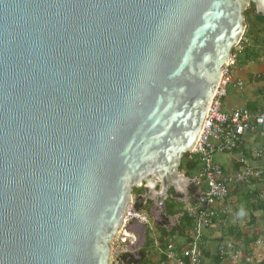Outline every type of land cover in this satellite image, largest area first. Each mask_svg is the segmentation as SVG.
Wrapping results in <instances>:
<instances>
[{
    "label": "water",
    "instance_id": "water-1",
    "mask_svg": "<svg viewBox=\"0 0 264 264\" xmlns=\"http://www.w3.org/2000/svg\"><path fill=\"white\" fill-rule=\"evenodd\" d=\"M249 4L264 16V0H0V264H110L133 189L155 225L170 190L196 200L178 167Z\"/></svg>",
    "mask_w": 264,
    "mask_h": 264
},
{
    "label": "built area",
    "instance_id": "built-area-1",
    "mask_svg": "<svg viewBox=\"0 0 264 264\" xmlns=\"http://www.w3.org/2000/svg\"><path fill=\"white\" fill-rule=\"evenodd\" d=\"M243 37V36H242ZM246 39H241L234 49L243 50ZM248 43V41H247ZM236 56L232 54L229 63L223 67L219 84L213 94L212 100L207 108V113L203 126L194 148L188 153L189 158L198 161V169L194 171L191 180L198 188L199 196L188 206L186 214L191 222L186 233L188 244L180 250L177 264H201L203 228L208 227L216 217V206L221 204L229 194V183L239 182L245 176H264V150L255 153V158L259 159V167L253 172L251 168H246L245 172L238 174L234 179L224 178L221 168L214 162L216 154L229 155L243 143L246 136L256 135L260 137L264 144V114L253 113L244 109H234L225 111L223 109L224 100L227 97L230 86L242 87V81L236 76L234 62ZM246 177V178H247ZM127 208L124 218L123 231L130 223H137L149 227V217L144 209L136 210L134 202ZM184 214V213H183ZM116 243H125L126 239L116 238ZM115 250L110 253V264H123L120 257L131 252L115 245Z\"/></svg>",
    "mask_w": 264,
    "mask_h": 264
},
{
    "label": "crops",
    "instance_id": "crops-1",
    "mask_svg": "<svg viewBox=\"0 0 264 264\" xmlns=\"http://www.w3.org/2000/svg\"><path fill=\"white\" fill-rule=\"evenodd\" d=\"M252 30L256 33L255 29ZM253 35L254 33H252V37H254ZM260 43L262 44V42ZM254 49L255 48H249V52L251 53ZM239 75L242 76L237 77L242 81V87H229L227 98L224 100L225 110L232 111L234 109H244L253 113L264 114V105L261 104V100L254 95L256 92L254 86L256 84H250V80L254 79L255 77H252L247 73H240ZM247 82L249 85H251L248 89L245 87L248 86ZM259 150H264V144L262 143L260 137L258 134L249 135L245 137L243 143L238 147V149L235 150V152L229 155L220 154L223 156V159L225 158L224 161L218 162L216 159V154L214 156V162L221 168L224 178L231 180L233 179V174L236 171L239 170V173H237L240 174V171L244 169L239 168V164H245V159L250 158V156H252L255 161L251 160L252 163H248L246 168H251L253 172L257 171V167H259L260 163L259 159H256L254 155ZM250 178H252V180L257 179L254 175L250 176ZM233 183H235V181L229 183V194L227 198L221 204L216 206L217 215L215 224L213 226L215 229H210L207 231L205 237L206 246H204L203 252V256L207 259L205 262L208 263L207 261L211 262L213 260L217 264H264V222L261 221V218L256 220L251 229H243L242 227H239L241 225L235 226L237 230H235L234 236L227 237L224 234L222 235V233H218V229H221L225 225V222L228 223L231 221L233 215L236 214L237 216H245V213L242 212L243 214L241 215V212H237L239 208L247 206V209L250 210L254 216H257L259 213L264 211L263 183H260L259 181L252 182L250 192L253 193L255 197L252 198L250 202L241 201L235 197L234 190L237 187L238 182H236V184ZM190 201L186 202L187 205L190 203ZM239 202L243 204L241 205ZM257 204L260 205L257 206ZM177 214L180 213L176 212L173 216ZM178 217H180V215ZM178 217L176 218L173 225L175 231H178L176 230L177 225L179 224ZM237 223L239 224V222ZM158 226L159 225H157V227ZM166 228L167 232H170L171 226H167ZM144 230L141 229L139 224L130 225V231L134 233L131 238L133 239L134 243H137V246L142 245L146 241L144 238ZM226 230L228 231L229 228ZM184 235V233L183 236L174 235V237H176L173 241L175 248L179 247L180 249L181 247L185 248L187 246L188 237L186 236V239ZM217 237L219 239H216ZM230 238H234V240L230 241ZM139 250L140 246L137 247V252H139ZM143 263H145V261L142 262V264ZM165 264H174V262L168 260Z\"/></svg>",
    "mask_w": 264,
    "mask_h": 264
},
{
    "label": "rangeland",
    "instance_id": "rangeland-1",
    "mask_svg": "<svg viewBox=\"0 0 264 264\" xmlns=\"http://www.w3.org/2000/svg\"><path fill=\"white\" fill-rule=\"evenodd\" d=\"M244 20H245V31H244L242 39L243 38L246 39L245 45L248 44L249 47H248V50H245L247 49L245 47L243 50H239L238 48L232 50V54L236 56V61L234 62L235 64L234 66L236 68V76L242 77L241 75H239L240 73L241 74L247 73V74H250L252 77H255L254 79L250 80V84H256L254 86L255 91H256L254 95L255 97H258V99L261 100L260 103L264 105V70H263L264 68V40H263L264 39V36H263L264 35V16L262 15L258 16V14H256L254 5L249 4L247 9L244 11ZM252 29H255L256 33L253 32ZM252 33H254L253 35L254 37H252ZM260 42H262V44ZM249 48H255V49L250 53ZM247 85L248 86H245V87L247 89L250 88L251 85H249L248 82H247ZM223 109L225 110V106H223ZM185 156L187 155L184 154V156H182L183 159L185 158ZM222 157L223 156L220 154L216 155V159L218 160V162L224 161L225 158L223 159ZM183 159H181V162H180L181 164L183 163ZM245 160H246L244 162L245 164H239V168L246 169V166L248 165V163L249 164L250 162L252 163L251 160H254V159L252 158V156H250V158L245 159ZM243 170L240 171L241 174L242 172H245ZM238 171L235 172L236 174L235 173L233 174L235 177L239 173ZM178 174L185 178L191 177V174L186 173V171L184 170L178 171ZM234 176H233V179H234ZM246 177L247 176L243 177V179H241L238 182L237 187L234 190V193L237 199L241 201H245V202H250V200L255 197V195L250 192L252 182L259 181L260 183L264 184V176H259L257 179H253V180L252 178H250V176H248L247 178ZM144 184L145 183H143L140 188H136L132 190L131 194H132L133 201L136 197H139L144 193V190H143ZM175 200L177 204H175L174 202L169 203V207L171 210V212L168 213V214H171V216L169 217H172L173 213L179 212V213H184V219H188L189 221H191L190 217L186 214V211L188 209V206L192 204V201H190V203L187 205V203L178 202L177 199ZM242 204L243 203H241V205ZM253 205H256V204H253ZM259 205L260 204H257V206ZM148 207H149V204L147 205V207H145L144 211L147 212L146 208ZM237 212H243L245 213V216H237L236 214L233 215L231 218V221H229L228 223L225 222V225L221 229H218V233L220 234L222 233V235L224 234L227 237L228 236L231 237L235 235L234 232L235 230H237L235 226L237 225H241L239 227H242L243 229H251L253 227V224L256 222V220H258V218H261V221L264 222V211L259 213L257 216H254L251 213V211L247 209V206H246V207L239 208ZM215 219L211 222V224L208 227L203 228L202 237L204 239L201 240L203 252H204V246H206L205 237H206L207 231L210 229H215L213 228L215 221H216ZM149 222H150L149 227L144 226L145 227V230H144L145 237L144 238L146 241L142 245H138V247L140 246L139 251H144L145 263L143 264H165L168 260L171 262H174V264H177L176 260L180 253V250L183 247H181L180 249L179 247L177 248L174 247L175 245H173V241H174V238H176L174 237V235L183 236V233H184L185 234L184 237L186 238L187 236L186 233L189 230L188 227L185 228L184 231H179V230L175 231L174 226H173L175 222H173V224L171 225L170 232H167L166 227H157V225L154 224V221L152 219H149ZM237 222H239V224ZM130 225H133V224L130 223L126 227H130ZM227 228H229L228 231L226 230ZM133 234L134 233L131 231L129 232L124 231L125 236L123 238L127 239L126 235L133 236ZM115 239L116 238H114L113 241ZM216 239H219V238L217 237ZM232 240H234V238H230V241ZM113 241L110 244V253L112 249L115 250L116 248L115 245H119V247H121L122 249H125L126 251L130 252L127 240L125 243L115 242L114 245H113ZM203 252H202V257L200 258L201 264H217L213 260L211 262L207 261L208 263H206L205 260L207 259L203 256ZM110 263H111V258H110Z\"/></svg>",
    "mask_w": 264,
    "mask_h": 264
},
{
    "label": "trees",
    "instance_id": "trees-1",
    "mask_svg": "<svg viewBox=\"0 0 264 264\" xmlns=\"http://www.w3.org/2000/svg\"><path fill=\"white\" fill-rule=\"evenodd\" d=\"M251 5H253V4H251ZM258 16H260V15H258ZM247 49H248V47H247ZM247 49H245V50H247ZM185 155H187V156H185L184 159L182 157L183 163L182 164L180 163V165L178 167V171L184 170V171H186V173H188V174L190 173L191 177H192V175L194 174V171H196L198 169V161L195 158H189L188 153H186ZM195 190H196V188L193 185H190L189 190H188L189 196H191V197L194 196ZM168 194H169V196H172V197H169L165 201V208H166L167 216H171V214H168L169 212H171L170 207H169V203L174 202L175 204H177L175 199L179 198V196H176L175 194H173L172 190H170L168 192ZM134 207L136 210H142L143 209V206L138 202V200H136ZM174 214L175 213H173L172 216ZM190 222L191 221H189L188 219H184V217L179 219V224L177 225L176 230L184 231L185 228L189 227ZM158 227H165V226H163V224L160 223ZM144 258H145L144 251H139L137 257H135L131 253L122 255L120 257L123 264H142Z\"/></svg>",
    "mask_w": 264,
    "mask_h": 264
},
{
    "label": "flooded vegetation",
    "instance_id": "flooded-vegetation-1",
    "mask_svg": "<svg viewBox=\"0 0 264 264\" xmlns=\"http://www.w3.org/2000/svg\"><path fill=\"white\" fill-rule=\"evenodd\" d=\"M145 194V192L142 194V195H144ZM141 195V196H142ZM139 198H140V196H139ZM137 199L138 201L140 200V199ZM142 206H143V209H145V207H147V205L149 204V207L148 208H146L147 210L148 209H150L151 208V202H146V203H140ZM181 215H180V217H178V219H181V218H183L184 217V214L183 213H180ZM168 217L169 216H167V214H165V217H164V223H161V224H163L164 226H168V225H170V224H173V222H175V218L174 217H172V219H170V221H168ZM170 218V217H169ZM140 231V230H139Z\"/></svg>",
    "mask_w": 264,
    "mask_h": 264
},
{
    "label": "clouds",
    "instance_id": "clouds-1",
    "mask_svg": "<svg viewBox=\"0 0 264 264\" xmlns=\"http://www.w3.org/2000/svg\"><path fill=\"white\" fill-rule=\"evenodd\" d=\"M243 213L241 212V215H242Z\"/></svg>",
    "mask_w": 264,
    "mask_h": 264
}]
</instances>
